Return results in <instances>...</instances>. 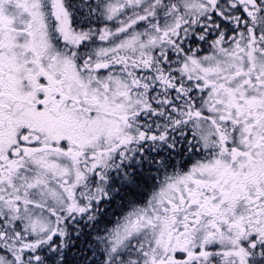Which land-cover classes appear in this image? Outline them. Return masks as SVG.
Here are the masks:
<instances>
[{"label":"snow or ice","instance_id":"snow-or-ice-1","mask_svg":"<svg viewBox=\"0 0 264 264\" xmlns=\"http://www.w3.org/2000/svg\"><path fill=\"white\" fill-rule=\"evenodd\" d=\"M0 264H264V0H0Z\"/></svg>","mask_w":264,"mask_h":264}]
</instances>
